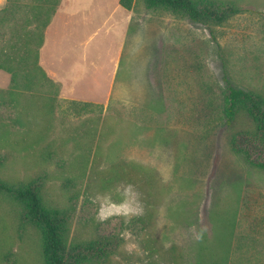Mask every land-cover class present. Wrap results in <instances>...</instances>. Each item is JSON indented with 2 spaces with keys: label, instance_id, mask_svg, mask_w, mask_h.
I'll list each match as a JSON object with an SVG mask.
<instances>
[{
  "label": "rangeland",
  "instance_id": "1",
  "mask_svg": "<svg viewBox=\"0 0 264 264\" xmlns=\"http://www.w3.org/2000/svg\"><path fill=\"white\" fill-rule=\"evenodd\" d=\"M115 1L48 30L61 50L70 37L88 40L86 66L100 64L88 77L99 89L79 96H104L103 70L117 61L111 99L88 107L58 83L14 99L0 88L10 103L0 104V179L44 175L45 205L70 212L72 242L97 239L103 224L117 234V218L145 220L105 262L83 264H264V154L245 138L254 122L244 109L232 124L225 117L230 84L264 95V0H233L244 10L222 23L136 0L125 37L119 0L107 19ZM9 80L0 71V87ZM234 135L253 162L234 150ZM22 208L0 191V264H46L40 231L19 229Z\"/></svg>",
  "mask_w": 264,
  "mask_h": 264
},
{
  "label": "trees",
  "instance_id": "2",
  "mask_svg": "<svg viewBox=\"0 0 264 264\" xmlns=\"http://www.w3.org/2000/svg\"><path fill=\"white\" fill-rule=\"evenodd\" d=\"M148 8L164 7L173 12H181L191 20L201 23H222L244 9L233 0H144ZM61 0H8L7 6L0 10V69L10 73V86L4 93L11 99L15 92L22 95L34 94L46 83L51 82L38 63L39 47L46 27L56 13ZM120 4L131 10L136 0H119ZM15 11H23L22 16L13 18ZM10 27H6L11 23ZM10 22V23H9ZM25 23V25H24ZM39 86V87H38ZM1 93V92H0ZM3 93V94H4ZM225 117L232 124L240 110L244 109L254 122V128L245 131V138L252 144L260 143L264 154V95L256 91L239 88L230 84L225 91ZM9 106V100H0ZM85 106L89 107V104ZM238 136L232 137L235 151L251 160V150L238 146ZM251 149L258 151L257 146ZM253 162V161H252ZM264 167V163L257 164ZM45 176L40 175L27 184L10 186L0 179V191L13 196L21 205L19 229L25 231L28 225L37 228L42 237L46 264H83L84 262H105L123 241V233L140 234L146 222L142 217L128 220L117 218V234L110 233L107 224L95 240L82 242L69 241L70 212L45 205L42 189ZM215 264V263H209Z\"/></svg>",
  "mask_w": 264,
  "mask_h": 264
},
{
  "label": "crops",
  "instance_id": "3",
  "mask_svg": "<svg viewBox=\"0 0 264 264\" xmlns=\"http://www.w3.org/2000/svg\"><path fill=\"white\" fill-rule=\"evenodd\" d=\"M116 1L113 5V13L109 14L107 19L114 17L117 13ZM7 2L8 0H0V10L7 6ZM108 2L109 0H61L56 13L52 16L48 26L46 27L42 43L38 49V63L51 79V82L49 83H58L60 86L61 96L81 102L83 105L89 104L90 106L92 103L107 104L109 102L113 92L116 91L114 90V86L115 74L117 73V70H115L117 61L110 67V70H107L106 74L105 70H103V81L104 76L106 75L109 82H111L110 87L108 85L107 93L104 94V96H100L98 93H86L87 95L85 96H79L78 93L99 89L94 82L88 81V77L94 70H98L99 74L100 64H98L97 67L94 66V70H89L87 68L86 61L89 59V52L87 50L88 40H79L78 38L70 37L71 41L69 45L65 50L63 48L61 50L56 47V42L52 39L54 31L51 34L48 30L50 27L52 29L55 28L56 25H60L61 22L64 23L66 21V23H68L71 19H73V17L81 15L82 13L89 16L91 19L95 16L98 17L99 12H103L108 8ZM123 8L125 9V13L120 14V16L117 13V24L119 26L118 29L122 34L121 36L125 37L129 36L131 32L130 25L133 20L131 12H133V9L129 10L125 7ZM98 52H100V49ZM51 70H56L55 76L52 75ZM0 71L6 72L11 78L10 73L7 71L2 69H0ZM9 86L10 80L6 87L0 88L7 90Z\"/></svg>",
  "mask_w": 264,
  "mask_h": 264
},
{
  "label": "clouds",
  "instance_id": "4",
  "mask_svg": "<svg viewBox=\"0 0 264 264\" xmlns=\"http://www.w3.org/2000/svg\"><path fill=\"white\" fill-rule=\"evenodd\" d=\"M106 218V215L104 214L103 210H101V215H100V219H105Z\"/></svg>",
  "mask_w": 264,
  "mask_h": 264
}]
</instances>
